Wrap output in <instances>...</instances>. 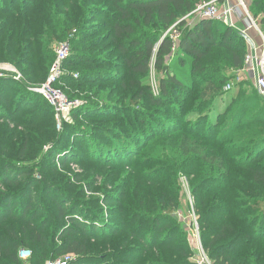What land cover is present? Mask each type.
I'll return each mask as SVG.
<instances>
[{
  "label": "trees",
  "instance_id": "obj_1",
  "mask_svg": "<svg viewBox=\"0 0 264 264\" xmlns=\"http://www.w3.org/2000/svg\"><path fill=\"white\" fill-rule=\"evenodd\" d=\"M207 1L0 0V63L21 74L0 70V264H25L23 248L30 264L66 254L75 256L67 264H199L186 234L176 239L182 175L212 264H264V99L245 84L195 92L230 80L249 50L223 22L185 27ZM250 8L264 24V0ZM173 26L186 28L178 41ZM66 40L56 86L83 101L75 124L58 123L56 107L30 89L48 79L53 42ZM69 136L63 170L52 156ZM85 156L94 171H66ZM111 203L120 217L97 209Z\"/></svg>",
  "mask_w": 264,
  "mask_h": 264
},
{
  "label": "rangeland",
  "instance_id": "obj_2",
  "mask_svg": "<svg viewBox=\"0 0 264 264\" xmlns=\"http://www.w3.org/2000/svg\"><path fill=\"white\" fill-rule=\"evenodd\" d=\"M249 4L251 5V0L249 1ZM250 10H251V8H250ZM251 13H252L253 16H255L252 11H251ZM256 18H257V20L259 22L258 24H259L262 32L264 33V24L261 23L262 14H260L259 17H256ZM191 21H193V17L191 19L186 20L185 27H189L190 24H192ZM185 27L183 26V27L179 28V31L177 30L178 27H176V28H175V26L172 27V28H175V29L172 30L171 35L175 36V38H176L175 40L176 41H178L179 38L181 37V34L183 33V30L186 29ZM236 28L238 30H241L242 26H237ZM89 38H91V36H88V39ZM66 42H68V40L62 41V42H53L52 49L54 51L55 59L57 57V51H58L59 47L63 43H66ZM247 48H248V46H247ZM70 53H71V44H70ZM70 53H69V56H70ZM221 53L225 54V52H223V51H221ZM214 55L216 57H218L220 54L216 51L214 53ZM68 57H67V59H68ZM66 61H68V60H66ZM70 62H71L73 67H74L75 63L79 64L78 66H81V62L79 60L73 59ZM51 67L52 66H50V68H49V70L47 72L48 75H47L46 79L50 75ZM0 70L8 71L10 73H15V75H21L19 73L18 69L11 63H3V62H1L0 63ZM79 70L81 72L82 68H80ZM41 71H43V69H41ZM229 76L231 77V79L227 80V82H225V83H220L219 87H217V88L212 86L209 82L203 81L196 87L195 92L196 91H201L205 95H208V92H213V93H216L218 91L226 92L227 91L226 90V86L228 84H231L233 86L232 90L228 91V92H232L233 88L236 89L238 87V84H245L242 87L244 89L248 90L249 94L254 95L252 93V91H251L252 90L251 87H252V85L255 86V83H254V80L249 75H245V76H243V77H241L239 79L238 71L236 69L232 68V69L229 70ZM201 79H203V78H201ZM46 81H44V82H46ZM44 82L42 81L41 84H44ZM41 84L33 86L30 89L32 90L33 88H37ZM151 84L153 86L154 92L157 94L158 93V76H157V74H156L154 69H153L152 74H151ZM58 88H59V86H58ZM252 97H255V95L252 96ZM262 98L264 99V96ZM75 101H79L80 104L83 103V101H81V100H75ZM259 101H260L259 98H255L251 105L253 106L256 103V106H258V109H260L263 106H262V104H258ZM221 104H223V103H221ZM79 105L72 106V108L69 111L66 110L63 113H58L57 112L56 117H57L58 123L61 124L62 121L64 120V121L70 122L72 124H75V121H73V119H72V115H74L73 114L74 108L78 107ZM146 109H149V108H146ZM252 111H253V109H251L249 111V113L251 114ZM255 111H257V110H255ZM80 120L84 121V118L80 119ZM100 121L101 120H89L88 122L89 123H98ZM107 121H108V119H107ZM72 131H78V129L77 128H73ZM70 134H72V133H70ZM78 135L82 136V133H80V131H78ZM73 143H74V136H69V137H67V139L63 142V144L61 146H59L58 148L55 149V154H54L55 156H52V162L53 161L56 162L57 166L59 167V169L62 168L63 170H65L63 167H61V163L59 162L58 159H60L61 156L64 157L65 152H67V151L71 152L72 151ZM76 144H77L76 148L78 149V151H81L83 146L80 145L78 142ZM236 152L237 153H241V151H234V153H236ZM67 161H72V160H67ZM49 164H51V163H49ZM70 166H72L74 169H72ZM68 167L71 168L72 171L75 170L76 172L77 171L78 172L79 171L82 172L84 167H88L89 171L90 170L94 171V168H97L98 165H94V164L91 165L89 159L86 158V156H85V157L82 158L81 164H77L75 161H73V162H70V164H68V166L66 167V171H67ZM238 171H241V170L238 169ZM239 175L242 178L245 176V174L243 172H240ZM110 180H111V182L113 181L112 178L111 179L109 178L107 182H105L103 180V181L100 182L101 184L100 183L99 184L100 185H104V187H106V189H107L108 185L110 183ZM180 186H181V192H180V196L179 197H180V201H181V207L176 211L175 214H176L177 218L179 219V221H181L180 224H181V227H182V234H178L176 239H178L180 237H183V235L186 234V236L188 237L189 243L194 248L195 256H196L195 259L198 261V263L199 264H212V262L208 259L207 255L205 253V250H204L203 241L201 239V233H200V225L198 223V216H197V213H196L195 208H194V206H195V198H194V195L192 194L190 181H189V179H188V177L186 175H182L180 177ZM109 190L113 191L111 189H109ZM116 191H118V190H116ZM90 194H91V192L88 193V195H90ZM109 205H111V206H109ZM109 205H105V206L100 205L97 209L100 208L99 210L101 211V213L104 214L105 217H107L109 219L110 218H114V217H120L121 214L118 213V211H113L114 210L113 207H116L117 204L111 203ZM101 207H103V210H101ZM111 264H113V263H111Z\"/></svg>",
  "mask_w": 264,
  "mask_h": 264
},
{
  "label": "built area",
  "instance_id": "obj_3",
  "mask_svg": "<svg viewBox=\"0 0 264 264\" xmlns=\"http://www.w3.org/2000/svg\"><path fill=\"white\" fill-rule=\"evenodd\" d=\"M249 1L210 0L201 2L185 18L188 20L193 17L192 24L190 25L198 24L204 20L220 21L235 28L241 24L242 29L240 31L247 35L246 41L249 50L245 58V66L238 70L239 79L245 75H249L254 80L255 86L260 94L264 96V33L258 24L257 18L251 13ZM251 30L256 32L255 38L249 34ZM172 37L176 39L175 36L172 35ZM256 38L260 42L259 46L255 43ZM69 53V42L63 43L57 51V57L52 64L47 81L40 87L32 89L42 93L56 107L58 113H63L66 110L69 111L72 106L80 104L79 101H70L62 89L56 86L61 76L67 72L64 67V62L69 56ZM20 76L17 75L16 79H19ZM232 87L231 84H228L226 90L229 91ZM19 256L25 264H30L32 251L23 248L20 250ZM74 258L75 256L73 254H66L62 257L50 259L46 264H67Z\"/></svg>",
  "mask_w": 264,
  "mask_h": 264
},
{
  "label": "crops",
  "instance_id": "obj_4",
  "mask_svg": "<svg viewBox=\"0 0 264 264\" xmlns=\"http://www.w3.org/2000/svg\"><path fill=\"white\" fill-rule=\"evenodd\" d=\"M238 26H241V24H239ZM249 34H251V36L254 37V38L256 37V32L253 31V30H251V31L249 32ZM254 34H255V35H254ZM256 39H257V38H256ZM256 39H255V43H256L257 46H259V45H260V42H259L258 39H257V40H256ZM252 46H253V45H252Z\"/></svg>",
  "mask_w": 264,
  "mask_h": 264
},
{
  "label": "water",
  "instance_id": "obj_5",
  "mask_svg": "<svg viewBox=\"0 0 264 264\" xmlns=\"http://www.w3.org/2000/svg\"><path fill=\"white\" fill-rule=\"evenodd\" d=\"M241 34H242L245 38H247V35H246V34H244V33H242V32H241Z\"/></svg>",
  "mask_w": 264,
  "mask_h": 264
}]
</instances>
